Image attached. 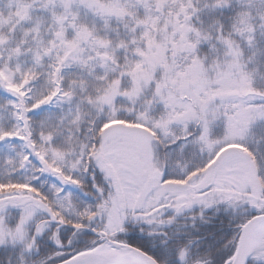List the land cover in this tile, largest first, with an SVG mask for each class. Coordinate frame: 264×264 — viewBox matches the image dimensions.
<instances>
[{
    "label": "rangeland",
    "instance_id": "obj_1",
    "mask_svg": "<svg viewBox=\"0 0 264 264\" xmlns=\"http://www.w3.org/2000/svg\"><path fill=\"white\" fill-rule=\"evenodd\" d=\"M233 5L228 29L213 23ZM262 39L264 0H0V175L40 190L34 200L12 190L2 202L45 203L74 226L95 214L107 238L123 220L186 203L195 187L256 201L264 192V165L253 162L264 139V94L255 89ZM99 97L108 105L101 132L120 124L156 134L148 165L129 135L101 144L93 161L112 203L86 187L90 157L80 142L92 136L82 106ZM31 121L50 127L38 141Z\"/></svg>",
    "mask_w": 264,
    "mask_h": 264
},
{
    "label": "trees",
    "instance_id": "obj_2",
    "mask_svg": "<svg viewBox=\"0 0 264 264\" xmlns=\"http://www.w3.org/2000/svg\"><path fill=\"white\" fill-rule=\"evenodd\" d=\"M237 12L238 7L230 6L219 11L212 21L228 29ZM262 41L256 58L260 80L256 82L255 89L264 94V39ZM103 95L102 91L100 96ZM148 96L147 100L150 98ZM96 101L95 105L82 106L85 118L82 128L88 130L92 136L80 137V142L86 146L90 157L87 161L90 175L86 187L93 192L92 186L101 191L110 190L104 170L98 166L101 163L93 161L98 156L101 144L106 141L101 129L106 124L104 114L108 108V105L98 103L100 97ZM150 106L155 110L160 107L156 102L150 103ZM127 122H132V119ZM49 130L47 125L40 127L39 122H30L29 131L32 139L36 141ZM260 143L259 158L253 161L257 169L261 164L264 165V139ZM64 144L58 138L54 147L62 149ZM250 154L248 151L247 155ZM24 185L25 182L17 175H0V264H59L95 245L97 235L90 231L94 226L93 221L97 220L95 214L83 221L82 227L87 230L75 232L68 227L59 228L49 223L41 208L20 207L17 201H14V205L2 202L14 199L7 198L12 193L17 198L19 195L34 200L40 190L35 186L25 189ZM12 190L14 192L11 193ZM249 197L250 195L245 197L232 192L223 197L214 194L206 202L205 208L195 204V200L187 201L183 204L186 207H180L185 208L183 213L128 221L122 231L115 235V239H111L144 252L159 264H225L237 249L242 227L251 218L264 215V192L255 198L256 201L248 200ZM41 199L44 202L43 197Z\"/></svg>",
    "mask_w": 264,
    "mask_h": 264
},
{
    "label": "water",
    "instance_id": "obj_3",
    "mask_svg": "<svg viewBox=\"0 0 264 264\" xmlns=\"http://www.w3.org/2000/svg\"><path fill=\"white\" fill-rule=\"evenodd\" d=\"M126 132H129L127 128L123 126H115V127L110 128L106 132V135H111L115 133L123 134ZM131 133L133 134V138L142 148L144 158L149 162L150 161V153H149L150 145H151V142L154 140V136L151 133H147V132H143L139 130H131ZM44 213L50 219V222L52 224L58 223L56 220V217L53 215L52 211L49 208L44 207ZM261 221H264V216L255 217L254 219L249 221L247 225L242 229L241 240L244 239V241H243V245L240 250V253H239V257H240L239 264H248V260L250 256L252 255V248H253L256 229H257L258 224ZM94 257L100 259V263L98 264H156L154 261H152L150 258L145 256L144 254L140 253L139 251H133L127 255H124L120 259H111L107 257L97 256L96 254H91L89 255L86 261L91 262ZM83 261L84 260H81V259H78V260L70 259L69 261H66L62 264H78Z\"/></svg>",
    "mask_w": 264,
    "mask_h": 264
},
{
    "label": "bare ground",
    "instance_id": "obj_4",
    "mask_svg": "<svg viewBox=\"0 0 264 264\" xmlns=\"http://www.w3.org/2000/svg\"><path fill=\"white\" fill-rule=\"evenodd\" d=\"M95 253L98 256H105L111 259H118V257L122 255L120 251L115 250L108 243H105L99 246L95 250ZM77 257H78L77 259H81L84 261L88 259L86 255H82V254ZM252 257L264 261V221L260 222L259 225L257 226L255 237H254L253 249H252ZM238 259H239L238 256H236L232 260H230L228 264H232L233 261H234V264H238ZM79 264H87V263L82 262Z\"/></svg>",
    "mask_w": 264,
    "mask_h": 264
}]
</instances>
